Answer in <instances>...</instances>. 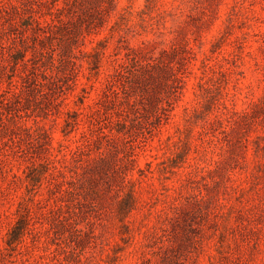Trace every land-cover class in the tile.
<instances>
[{
	"label": "rangeland",
	"instance_id": "obj_1",
	"mask_svg": "<svg viewBox=\"0 0 264 264\" xmlns=\"http://www.w3.org/2000/svg\"><path fill=\"white\" fill-rule=\"evenodd\" d=\"M42 1L0 20V264H264V0Z\"/></svg>",
	"mask_w": 264,
	"mask_h": 264
},
{
	"label": "trees",
	"instance_id": "obj_2",
	"mask_svg": "<svg viewBox=\"0 0 264 264\" xmlns=\"http://www.w3.org/2000/svg\"><path fill=\"white\" fill-rule=\"evenodd\" d=\"M41 4L43 5H47V7L50 9V7L48 6V1L45 0V1H42ZM74 6H72L70 3L66 2L64 5H59L57 4L56 6V10L57 12L54 14L55 16L56 15H59L61 13H63L65 10H67V8L69 9H72ZM9 10H13L14 12H22L23 14H26L25 11L28 9L25 8V6L22 5V3L18 4V5H15V4H12L11 2H9V0H0V20H1V14H2V11L3 12H6L8 15H9ZM29 11L31 12H35V9L34 8H29ZM29 14V16H26L25 19H23V25L27 28V27H32L33 30L35 31V33H37V31H41L43 32V36L41 34H36V38L39 40V41H42L44 42L45 40H49V38H51L53 35H54V31L60 29V28H64V25H65V29H66V33L69 34V27H68V24L64 23V21L59 18L58 16L56 17L57 20L55 21H58V23H56L54 20H52L51 22H48V21H41L39 20V18H37L33 13ZM11 17V16H10ZM12 23L14 25H17V22H13ZM67 47V46H66ZM66 49V48H65ZM68 49V48H67ZM44 53L41 52V55H43ZM73 52L72 51H69L68 54H65L63 53L62 55L59 56V62L60 64L63 66V67H66V68H69L70 69V73L71 75H75L77 73L76 71V62L74 61V57H73ZM143 65V66H142ZM141 65L142 68L146 69V70H149L151 68H158V63L156 62H147V63H143ZM13 95H16L15 93ZM97 116H90V117H93V122H88L87 126L86 124H81L79 121L75 120L74 123H73V127H79V125L82 126V129L84 131L83 132V135L85 136L87 134V132L89 130H100L101 128L99 127V124L103 121V120H108L107 124H108V132H104L102 129L100 130V133L98 135V139L100 138H107L109 137V135L111 134L113 136V138L117 137L115 135V133L113 132L114 130V125H115V121L114 120H110V116L107 114V112L105 113H102V110L101 109H96L95 112H94ZM100 114H103V116H101ZM96 123V124H95ZM118 124H121L122 121L121 120H118L117 121ZM71 124L70 123H67V127H69ZM88 145H92V143L95 142V140H88ZM98 162H105V159L103 157H99L97 159Z\"/></svg>",
	"mask_w": 264,
	"mask_h": 264
}]
</instances>
